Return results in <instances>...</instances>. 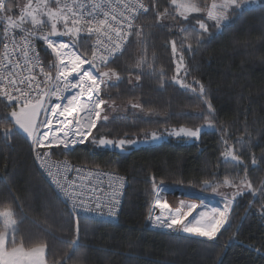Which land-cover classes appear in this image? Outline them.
Masks as SVG:
<instances>
[{"label": "trees", "instance_id": "obj_1", "mask_svg": "<svg viewBox=\"0 0 264 264\" xmlns=\"http://www.w3.org/2000/svg\"><path fill=\"white\" fill-rule=\"evenodd\" d=\"M143 1L150 11L136 25L142 29L144 42L133 43L131 37V46H126L125 53L110 63L121 80L115 86L109 82L110 86L103 89L108 93L106 99L115 101L112 108L104 106L105 112L114 110L116 116L107 123L99 121L84 144L63 152L59 148L53 150L57 158L67 159L73 165L111 171L126 179L118 222L82 218L77 226L71 212L41 177L33 158L32 142L17 128L7 138L0 131V212L14 213L26 244H47L48 264L56 261L64 264L65 260L68 264H264V217L257 211L264 197L259 191L254 196L245 188L237 196L230 213L231 227L225 225L215 241L177 237L160 228L152 229L148 219L155 204L153 178L170 188L182 182L184 187L195 185L198 190L203 180H212L213 176L217 181L225 176L237 182L244 178L243 166L222 162L221 153L227 146L241 156L253 188L264 187V7L255 5L243 11H230L229 20L220 29L213 27L214 22L206 21L209 33L201 37L199 44L189 41L190 51L183 50L179 78L194 87L195 80L205 86L215 109L217 130L203 129L199 140L193 143L173 138L156 145L126 147V151L119 152L92 143L93 137L145 143L151 140L152 133L165 136L181 127L203 125L204 120L197 114L206 112V105L195 94L172 81L177 75V65L171 41H177L179 50L182 36L178 27L159 26L153 4L157 10L167 8L173 15L177 6L170 0ZM18 2L12 0L14 16L18 13L15 7ZM200 2L210 5L212 0ZM192 16L203 19L204 13ZM177 21L187 23L179 16ZM162 23L175 22L169 18ZM80 42L82 48L89 49V40ZM40 47L45 62H51L50 52ZM141 60L142 70L136 67ZM129 77L132 83H128ZM133 103L140 107H131ZM11 110L0 97V129L12 126L11 121L4 123ZM220 129L226 131L222 133ZM222 137L227 145L222 143ZM240 137L246 142L243 147L237 142ZM223 188L232 189L227 186L220 189ZM203 195L213 193L208 189ZM77 235L80 246L75 248L69 242Z\"/></svg>", "mask_w": 264, "mask_h": 264}, {"label": "snow or ice", "instance_id": "obj_2", "mask_svg": "<svg viewBox=\"0 0 264 264\" xmlns=\"http://www.w3.org/2000/svg\"><path fill=\"white\" fill-rule=\"evenodd\" d=\"M170 2L177 6L175 15L167 8L163 11L157 10L155 4L153 11L160 27L169 29L178 27L182 36L179 50L177 41H171L172 54L179 60L177 75L172 77V81L185 91L195 94L206 105V112L197 114L204 120L203 125L195 128L181 127L175 135L199 140L203 129L217 130L216 114L208 99L205 86L200 81L195 80L196 87H194L193 84L179 78L184 60L183 50L187 48L190 51L192 43L189 41L199 44L201 37L209 33L206 21L214 22L213 27L220 29L229 20L230 11H243L249 5L264 7V2L212 0L210 5L200 0H170ZM15 7L18 13L14 16L12 0H0V21H3V36L0 37L3 48L0 54V97L6 102L7 107L12 109L4 117V123L11 121L12 126L3 127L0 131L7 138L13 135V128H18L26 134L36 149L48 148L51 151L52 146L55 145L63 152L74 148L77 144H83L91 136L92 130L97 127L98 121L108 122L109 118L104 106L108 105L112 108L115 106V101L110 97L106 99L108 93L103 92V89L110 86L109 82L115 86V82L121 80L120 74L110 67V63H115L125 53L126 46H131L129 37L133 38V43L144 42L141 40L142 29L135 22L138 16L149 12V6L143 0H85V2L35 0V3L33 0H27L24 5L17 3ZM193 13H204V18L192 16ZM177 16L187 23L177 21ZM169 18L175 22L173 25L162 23ZM192 20L195 21L194 24ZM81 33L94 38L90 49L82 48ZM54 37H68V42ZM38 40H42L46 49L51 50L50 54L54 56L47 65L42 63L40 53L37 51ZM143 64L144 61L141 60L136 67L142 70ZM148 67L152 68V65L148 64ZM23 72L27 74L23 75ZM163 75L161 70V87L164 83ZM184 75H188L186 69ZM139 79L140 76L137 75L136 80ZM128 83H132L130 77ZM69 93L71 95H68ZM131 107L138 108L140 105L133 103ZM41 116L45 119L41 120ZM54 116L64 118L58 120L61 125L59 132H62L63 136H50L48 131H40L42 127L47 128L52 125L53 121L49 117ZM69 125L72 127L69 128ZM220 131L223 133L226 130L220 129ZM160 138L156 133L151 134L153 141ZM237 142L242 147L246 143L243 137ZM92 143L123 151L137 141L126 139L114 141L105 137L98 139L93 137ZM222 143L227 145L228 142L222 137ZM221 155L222 162L243 166L244 178L237 182L225 176L222 181H217L213 176L212 180H203L199 190L195 185L184 187L182 182H178L175 188L170 190V186L165 185L163 181L157 183L153 178L152 195L156 207L170 208L166 197L170 194L175 195L176 189L179 188H183L180 195L190 197L193 201H200L197 204L181 200L175 211H170L166 217L162 215L153 217L150 212L148 219L153 226L215 241L225 225L231 227L232 204L238 195L243 194L245 188L254 196L259 191L260 196L264 197V187L259 190L253 188L252 182L247 178V166L232 146H227ZM48 157L49 152L43 155L37 154L41 167L46 169V174L51 178L59 194L65 202L71 204V212L76 214L74 218L77 226L81 217L88 219L93 215L103 216L105 213L115 217L120 201L118 191L113 184L107 185L113 188V194L105 201L102 199L103 189L99 186L92 187L91 182L85 185L83 182L77 184L75 181H68L67 172L70 170L80 172V169H72L65 161L62 167L57 166L56 172H53L45 163ZM252 164L256 165L254 158ZM112 179L117 182L122 180L120 177H112ZM225 186L234 189L230 196L219 191ZM119 187L122 188L123 184L119 183ZM208 189L221 197L223 201L221 208L209 207L206 203L203 193ZM257 211L261 217H264V201ZM78 239L77 235L69 243L78 248L80 246ZM47 247L46 243L26 244L18 231L14 213L11 210L0 212V264H46ZM56 264H59V261H56ZM64 264H68L67 260Z\"/></svg>", "mask_w": 264, "mask_h": 264}, {"label": "built area", "instance_id": "obj_3", "mask_svg": "<svg viewBox=\"0 0 264 264\" xmlns=\"http://www.w3.org/2000/svg\"><path fill=\"white\" fill-rule=\"evenodd\" d=\"M69 2H70V0H69ZM80 2H85V0H80ZM149 11H150V8H149ZM146 14H148V13H144V14L138 16V18H137L135 23L137 24L139 19L141 17L145 16ZM1 22L3 24V21H1ZM54 39L63 40L64 42H68V37H54ZM80 39L89 40V49L91 48V44H92L94 38L87 37L84 33H81ZM130 39H131V37H129V41H130ZM40 45H42L43 48L46 49V46L44 45V42L42 40L36 41V47H37V51L40 53L41 61H42V63L47 65V63L45 62V60L43 58V55H42V52H41V49H40L41 48ZM46 50H48V49H46ZM48 51L50 52L51 50H48ZM2 52H3V48H2V41H1L0 42V54H2ZM52 58L54 59L53 55H52ZM85 67H87V65H85ZM22 74L26 75L27 73L23 72ZM68 95H71V93H69ZM73 116H75V113H73ZM49 118L52 119V121H53L52 125L47 127V128L42 127L40 129V131L41 132L48 131L50 133V136L51 135L63 136V133L59 132V129H60L61 125L58 123V120H62L64 118L63 117H59V116H54V117H49ZM43 119H45V117L41 116V120H43ZM68 119H72V117H68ZM68 127L71 128L72 125H69ZM93 130H92V132H93ZM65 131H67V129H65ZM80 145H82V144H77L76 146H80ZM54 149H58V148H56V146L53 145L52 148H51V151L48 148L36 149V148H34V146L32 144V153H33V158H34V161L36 163L37 169H38L39 173L41 174V177L47 183V185L51 188V190L56 194V196L62 201V203L71 212V204L65 202V199L59 194L56 186L52 183L51 178L46 174V169L41 167V162L37 159V154L38 153L40 155H43L45 152H49V157L46 159L45 163L52 168L53 172H56L57 166H61L62 167V165H63V163L65 161H67L71 165L72 169H80L81 170L80 172H76L74 170L68 171L67 172L68 181H70V182L71 181H75L77 184L83 182L85 185H88L89 182H91L90 186H92V187L99 186L100 188L103 189L102 199H104L105 201H107L109 199V197L113 194V188L107 187V185L113 184L116 187L117 191H118V199L120 201V204H119V207H118V209L116 211L115 217L109 216L107 213H105L103 216H95V215H93L91 218H88V220H93V221H98V222H103V223H114V224H116L118 222V220H119L121 208H122V205H123V200H124L126 186H127L126 179L123 176H121V175H119L117 173L111 172V171H105V170H101V169L88 168V167L79 166V165H73L67 159L57 158L54 155V152H53ZM90 173H91V175H90ZM103 174H108V175H103ZM112 177H120V178H122V180L117 182V181H114L112 179ZM119 183L123 184L122 188L119 187ZM98 194H100V193L98 192ZM71 214L73 215V217L76 215V214H74L72 212H71ZM82 218L83 217H81L79 219H82ZM83 219H85V218H83ZM150 227L152 229L153 228L158 229V227H154L153 226L152 222L150 224ZM160 230H163V231H166V232L170 233V231L168 229H165V228L164 229L161 228ZM172 235L181 236L180 233H176V234L172 233Z\"/></svg>", "mask_w": 264, "mask_h": 264}, {"label": "rangeland", "instance_id": "obj_4", "mask_svg": "<svg viewBox=\"0 0 264 264\" xmlns=\"http://www.w3.org/2000/svg\"><path fill=\"white\" fill-rule=\"evenodd\" d=\"M33 2L35 3V0H33ZM262 2H264V0H262ZM21 6L24 5L25 3H27V0H19L18 2ZM249 6H255V5H249ZM17 12H18V9H17ZM175 61H176V65L179 63V60H178V57H175ZM183 69V66H181L180 68V72L181 70ZM179 72V73H180ZM116 112V111H115ZM114 112V110H108L106 111V114L108 115V118L111 119L113 117H115L116 113ZM120 113V112H119ZM104 113H102L103 115ZM143 117V116H142ZM146 118H149V116H145ZM99 122V121H98ZM97 122V124H98ZM179 129H175L171 132H169L167 135L165 136H159L161 137L160 139L156 140V141H153L152 139L145 142V143H136L134 145H130V146H127V147H130V148H139V147H144V146H149V145H156V144H160V143H163V142H166V141H169L170 139H178V140H181L185 143H193V142H197L198 140H193V139H189V138H186V137H183V136H180V137H177L175 135V132L178 131ZM203 131V130H202ZM86 142V141H85ZM106 147V146H104ZM111 150H117V151H121L120 149H117V148H113V147H107ZM123 151H126V148L123 150ZM173 189V188H170V190ZM183 191V189H176V194L175 195H168L166 197L167 199V202L168 204L170 205V208L168 209H161L159 207H156L155 204H154V207H153V217H155L156 215H162V216H167L169 214L170 211L174 212L175 209L179 206L180 204V201L183 200L185 202H194V203H197L199 204L200 201L199 200H195L193 201L190 197H187V196H182L180 195L179 193ZM221 193L225 194V195H229L234 191L232 189H228V188H223V189H220L219 190ZM246 191V189L243 190V192ZM204 196V195H203ZM205 200H206V203L209 205V207H216V208H221L222 205H223V201L221 199V197L219 195H215L213 194L212 196H204ZM237 198V197H236ZM233 205V204H232ZM195 215V213L193 214ZM189 220L191 219V217L188 218ZM187 223V220L185 221ZM153 224V223H152ZM155 227V226H154ZM160 228V227H158ZM155 229V228H153ZM161 229V228H160ZM164 229V228H163ZM170 231V234H176V233H180L181 236H185V237H189V238H193V239H198V240H206V238H201V237H197V236H194V235H191V234H186V233H183V232H179V231H174V230H171V229H168ZM177 236V235H175ZM181 236H177V237H181ZM207 241V240H206ZM45 261H46V264L47 263V259H46V252H45Z\"/></svg>", "mask_w": 264, "mask_h": 264}, {"label": "water", "instance_id": "obj_5", "mask_svg": "<svg viewBox=\"0 0 264 264\" xmlns=\"http://www.w3.org/2000/svg\"><path fill=\"white\" fill-rule=\"evenodd\" d=\"M40 119H41V117H40ZM17 130L22 134V135H24L25 137H27L26 136V134H24L23 132H21L18 128H17ZM28 138V137H27ZM29 139V138H28ZM30 140V139H29ZM31 141V140H30ZM71 149H73V148H71Z\"/></svg>", "mask_w": 264, "mask_h": 264}]
</instances>
